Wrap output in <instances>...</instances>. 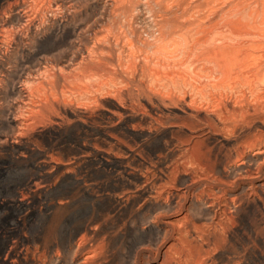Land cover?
Instances as JSON below:
<instances>
[{
  "label": "bare ground",
  "instance_id": "bare-ground-1",
  "mask_svg": "<svg viewBox=\"0 0 264 264\" xmlns=\"http://www.w3.org/2000/svg\"><path fill=\"white\" fill-rule=\"evenodd\" d=\"M17 1L38 10L0 17V81L12 54L37 59L14 86L18 134L0 137L13 161H34L16 196L54 189L63 147L107 170L45 202L57 222L80 198L92 209L67 236L41 239L48 253L59 261L67 248L90 264L103 220L106 253L130 234L148 243L133 264L142 252L145 264H264V0H96L108 12L85 25L74 2ZM31 128L43 147L21 138ZM4 257L28 258L11 247Z\"/></svg>",
  "mask_w": 264,
  "mask_h": 264
},
{
  "label": "rangeland",
  "instance_id": "rangeland-1",
  "mask_svg": "<svg viewBox=\"0 0 264 264\" xmlns=\"http://www.w3.org/2000/svg\"><path fill=\"white\" fill-rule=\"evenodd\" d=\"M70 2H74L76 6V20L78 22L80 21L81 25H85L88 22H91L95 18L99 17L102 13L105 14V12H108V10H106L108 8L102 6V3H98L99 1L94 2V0H64L66 6ZM35 4L37 3L30 1L23 2L17 0H0V17H15L16 15H21L22 11H24L25 8V11H28L31 14L36 13L38 10V5ZM22 26V22H18L15 20L11 21V23H9L8 25L9 28L14 30ZM62 51H64V49L60 48L55 52L60 54L62 53ZM36 60V58L26 60L22 54L18 53L12 54L9 60L10 62L8 61L5 64L6 68L8 67L7 69L9 70V73H7V76L5 75V77H3L0 81L1 138H12L18 134L14 124L8 121V118L12 115H16L19 110L18 103L20 101V97L14 90V86L18 85L19 77L23 73L22 68L26 65H35ZM97 111L98 109H94L90 113L95 116L97 114ZM35 131L36 128H31L25 131V134L21 138H23V140L25 141H27V138H29L30 141H33L34 144H36L37 146L39 145L38 147H43V144H41L39 140H32L33 137H31V135H33ZM51 138L54 140L56 136H52ZM63 148L64 149L60 152V156L57 158V163H59L62 167L59 169L57 175L55 174L49 180V183H47L50 186L53 185L54 189L44 191L40 196L35 197L34 202H29L24 198L21 199L18 195L16 196L15 193L16 188H19L24 180H27L34 175V161L29 159L25 162H15L11 158V154L9 152L0 151V258L2 260L0 261V264H33L30 259L35 261V264H84L83 258H80L77 255L73 256V252L69 251L67 248L59 251L60 255L58 256L61 259L59 258V261H57L56 259H54L52 254L50 255V253H48V251L45 249V245L43 244L45 240H49L51 238V235L53 233L57 236L60 234L61 237H65L67 236V232L71 227L76 225L78 222L81 223L80 221H84V218L85 220H87L92 213L90 204L84 197L80 198L78 201L68 205L69 207L67 206L65 208L66 217L64 216L65 218L63 219V221L61 220L58 222L53 220L50 214H48L49 216H45L44 204L49 199H51L55 191H68L74 189L78 185L95 187V185H98L107 176V170L92 157L86 158L88 153L87 151L83 150L81 154L78 155L80 159L75 160V157H77L75 152L71 149L65 147ZM122 163L123 165L131 169L139 170L138 163L132 162L130 160H124L122 161ZM149 167L150 166L148 162H145L140 170L142 172H145ZM96 191L97 190H94V193H96ZM85 197L87 198V196ZM57 200L59 201V199ZM74 206L76 209L74 208ZM76 213H78L79 215ZM102 222L103 220H100L92 224V228L97 230L98 235L96 237L97 240L95 239L96 243L94 242L95 255L89 263L99 264L106 258V256H108L109 254H113L114 256L111 264H133L132 253L134 249H144L146 245H148V243H139L137 242V240H134V234H130L128 237L129 243L127 245H123L116 239H113L112 247L110 249L112 253L108 254L106 253L107 241L105 239V232L102 229ZM57 228L58 230H56ZM41 229H45L44 232ZM48 229L50 230L48 231ZM36 231H38L39 236H41L40 238H38V241L40 242L30 240L31 235ZM82 236L83 234H78L76 235L75 239L78 240ZM26 239L30 241L28 242L26 241ZM41 239H44V241ZM9 247L16 249L18 252H22L23 254H27V260L14 261L13 259H7V262H3L5 258V252ZM143 254L144 252L139 255L138 262L136 264H145L146 258ZM150 262L152 261L150 260Z\"/></svg>",
  "mask_w": 264,
  "mask_h": 264
}]
</instances>
